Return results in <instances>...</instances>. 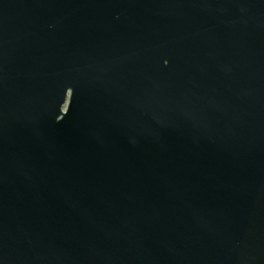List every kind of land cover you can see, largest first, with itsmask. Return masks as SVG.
Here are the masks:
<instances>
[{"label": "water", "instance_id": "1", "mask_svg": "<svg viewBox=\"0 0 264 264\" xmlns=\"http://www.w3.org/2000/svg\"><path fill=\"white\" fill-rule=\"evenodd\" d=\"M0 264H264V0H0Z\"/></svg>", "mask_w": 264, "mask_h": 264}]
</instances>
